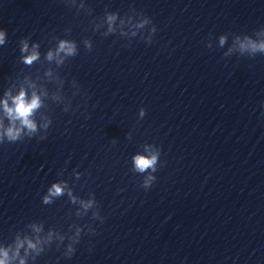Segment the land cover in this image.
Returning a JSON list of instances; mask_svg holds the SVG:
<instances>
[{
	"label": "clouds",
	"instance_id": "clouds-1",
	"mask_svg": "<svg viewBox=\"0 0 264 264\" xmlns=\"http://www.w3.org/2000/svg\"><path fill=\"white\" fill-rule=\"evenodd\" d=\"M112 18L109 17V20ZM5 39V33L3 31H0V44L4 43ZM224 38H221V43L223 44ZM23 47L21 49L22 52L28 51V45L27 42H22ZM37 46H33V51L30 55L25 56L24 62L26 64H32L35 60L39 58V53L35 51V48ZM242 50H249L250 54L255 55L257 52L264 53V41H261L259 43H256L255 41L251 40L250 38H247V44H241ZM59 52H63L66 55H73L75 53V46L74 44L67 42V41H61L59 45V49L57 50V54ZM53 58V53H48V59L51 60ZM3 103L4 111L6 115L9 117V119L15 123L16 121H19L21 127L17 128L14 126H10L6 129V132L4 134L7 135L9 140H16L18 139L21 129L27 128L29 132H35L36 130V124L31 118L35 112L36 109L40 107V99L39 97L34 93L32 98L29 100L26 98V94L24 91H21L19 95L12 98V106H9L7 103V100L0 102ZM262 107H264V102H262ZM3 134H0V137H2ZM157 157L155 155L151 157H142L137 156L135 158V163L138 171L143 172L145 169H148L150 167H153L155 165ZM147 183V182H146ZM62 193V188L58 184H53L52 187L49 189V196H57ZM49 200V197H45V202L47 203ZM5 257H7V253H3ZM0 264H6V259H0Z\"/></svg>",
	"mask_w": 264,
	"mask_h": 264
}]
</instances>
